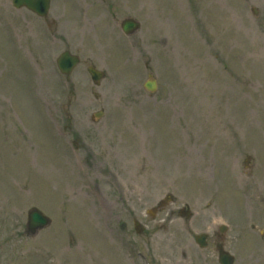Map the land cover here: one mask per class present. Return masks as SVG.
Returning <instances> with one entry per match:
<instances>
[{
    "label": "rangeland",
    "instance_id": "rangeland-1",
    "mask_svg": "<svg viewBox=\"0 0 264 264\" xmlns=\"http://www.w3.org/2000/svg\"><path fill=\"white\" fill-rule=\"evenodd\" d=\"M222 238L264 264V0H0V264H219Z\"/></svg>",
    "mask_w": 264,
    "mask_h": 264
},
{
    "label": "water",
    "instance_id": "water-1",
    "mask_svg": "<svg viewBox=\"0 0 264 264\" xmlns=\"http://www.w3.org/2000/svg\"><path fill=\"white\" fill-rule=\"evenodd\" d=\"M17 7L27 6L29 9L34 12L45 16L47 15L50 7V0H15ZM140 27V24L134 20H127L124 22L123 28L127 33L137 30ZM80 60L77 56L71 55L70 52H65L58 60V65L60 70L65 74H70L73 69L79 64ZM90 73L93 75V78L96 82L101 80L103 77L101 72H98L93 67L90 68ZM147 89L150 91H155V85L153 83H148L146 85ZM101 114H98L97 117H100ZM50 224V220L43 215L40 211L33 209L29 213V223H28V233L31 235H36L39 230L44 229ZM225 227H221V231L225 232ZM198 242L202 247L205 246V236L197 237ZM220 248V263L221 264H234V257L224 251L221 246Z\"/></svg>",
    "mask_w": 264,
    "mask_h": 264
},
{
    "label": "flooded vegetation",
    "instance_id": "flooded-vegetation-1",
    "mask_svg": "<svg viewBox=\"0 0 264 264\" xmlns=\"http://www.w3.org/2000/svg\"><path fill=\"white\" fill-rule=\"evenodd\" d=\"M161 209H163V207H160V208H158L157 210H161ZM145 230H146L145 227L140 226L141 234H143Z\"/></svg>",
    "mask_w": 264,
    "mask_h": 264
},
{
    "label": "bare ground",
    "instance_id": "bare-ground-1",
    "mask_svg": "<svg viewBox=\"0 0 264 264\" xmlns=\"http://www.w3.org/2000/svg\"><path fill=\"white\" fill-rule=\"evenodd\" d=\"M57 177H61V176H60V175H57ZM70 179H71V180H70ZM61 182L64 183V179H62ZM67 182H68V181H67ZM69 182H70L69 184H71V183L73 182V179H72V178H69Z\"/></svg>",
    "mask_w": 264,
    "mask_h": 264
}]
</instances>
